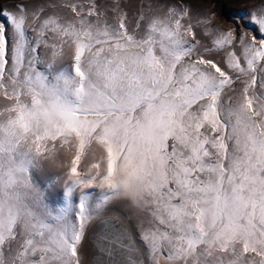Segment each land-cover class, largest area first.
Instances as JSON below:
<instances>
[{"label":"snow or ice","instance_id":"6c2138e0","mask_svg":"<svg viewBox=\"0 0 264 264\" xmlns=\"http://www.w3.org/2000/svg\"><path fill=\"white\" fill-rule=\"evenodd\" d=\"M29 7L0 10V264H85L86 238L90 264H264V0L228 29L185 0L134 29L120 0Z\"/></svg>","mask_w":264,"mask_h":264},{"label":"rangeland","instance_id":"374dc122","mask_svg":"<svg viewBox=\"0 0 264 264\" xmlns=\"http://www.w3.org/2000/svg\"><path fill=\"white\" fill-rule=\"evenodd\" d=\"M123 1L121 5L124 11L127 12L128 14L130 29L135 28V20L139 15V12L144 8V6L147 3L151 2L154 6H157L155 8L156 14H162L163 8L159 6L171 2V0H123ZM49 2L55 3L57 5L56 8L58 10H65V8L61 7V5L65 2L87 4L89 3V0H0V10H3L4 7L10 5H17L20 3H25V4L35 3L37 4L36 6H38V4L39 5L47 4ZM103 2L107 6H105ZM108 2L111 5L112 1L108 0ZM108 2L106 0H96L97 5L102 11L103 9L105 10L109 6ZM185 2L193 7L194 12L200 11L201 14H204L205 11L207 14L215 13L216 15L212 17L213 23L222 29H228L234 26L233 23L234 19H237L239 16H243L245 14V9L250 7L253 3H256L257 0H185ZM48 10L50 9H46V12H48ZM109 15L111 14L109 13ZM0 20H3L2 16H0ZM241 30H243V26L241 27ZM41 51H43V49H41ZM220 55H222V53ZM71 56H72V52L70 51V49L66 47L65 56L63 57V62L70 63ZM237 87H239V84H237ZM4 103L5 102L2 99H0V107H2ZM59 157L60 158L56 160L54 163L48 161L45 162L44 164L45 175L54 177L55 175L59 174L60 166L62 165L64 167L70 166L71 153L66 152L65 149H59ZM95 159H96V154L92 153L91 155H86L81 160L78 170L85 171L87 167L91 163L96 162L98 158L96 160ZM60 195H61V190L59 186H57L55 192L52 195H50V200L55 202L56 200L59 199ZM106 215H111L114 218L118 219L120 222H122L126 227H130L134 240L136 241L137 244L143 247L139 239V231L135 228L136 216L131 211H129V209L126 206L115 205L111 208V210L108 213H106ZM93 222L95 223L96 221ZM82 258L85 260L84 256Z\"/></svg>","mask_w":264,"mask_h":264},{"label":"bare ground","instance_id":"6f19581e","mask_svg":"<svg viewBox=\"0 0 264 264\" xmlns=\"http://www.w3.org/2000/svg\"><path fill=\"white\" fill-rule=\"evenodd\" d=\"M107 2H108V0H106ZM110 1H112V0H110ZM123 0H120V2L121 3H123L122 2ZM72 3V2H71ZM109 3V2H108ZM30 4V5H29ZM103 4H105L104 2H103ZM28 5L30 6L29 7V10L30 11H34L35 10V7H36V5L37 4H32V3H28ZM39 5V4H38ZM109 5H110V3H109ZM144 5V4H143ZM105 6H107L106 4H105ZM105 6H104V8H105ZM104 10V9H103ZM52 11V9H50V10H48V12L50 13ZM55 11H57L61 16H63V17H65V18H70V16H71V14H70V12L67 10V9H65V10H58L57 8L55 9ZM138 17V16H137ZM137 19V18H136ZM109 22L111 23V22H113L112 20H111V15H109ZM71 51V50H70ZM72 52V51H71ZM96 154V159L97 158H99V156H100V154H101V149L99 148V146H96V145H93V147H92V149L88 152V154L87 155H91V154ZM95 159V160H96ZM98 160V159H97ZM94 223V222H93ZM93 223H92V225H93ZM91 225V226H92ZM91 226L89 227V229L91 228ZM85 249H86V251H85V253H84V258H85V264H87L88 263V260H89V255H90V247H89V245H88V242H87V238H86V240H85Z\"/></svg>","mask_w":264,"mask_h":264},{"label":"water","instance_id":"95a60500","mask_svg":"<svg viewBox=\"0 0 264 264\" xmlns=\"http://www.w3.org/2000/svg\"><path fill=\"white\" fill-rule=\"evenodd\" d=\"M114 218V217H113ZM119 224H122L124 225L122 222H120L118 219L114 218ZM95 224L96 222L91 226V228L89 229V236L91 235L93 229L95 228ZM125 226V225H124ZM126 227V226H125ZM87 242H88V245L90 247V255H89V260H88V263L87 264H90L91 262V259H92V250H93V244H92V240L87 238Z\"/></svg>","mask_w":264,"mask_h":264}]
</instances>
